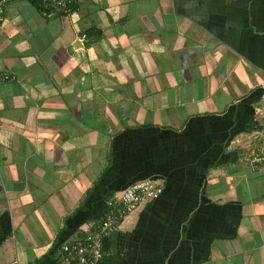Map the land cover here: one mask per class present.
<instances>
[{"label":"crops","instance_id":"obj_1","mask_svg":"<svg viewBox=\"0 0 264 264\" xmlns=\"http://www.w3.org/2000/svg\"><path fill=\"white\" fill-rule=\"evenodd\" d=\"M0 76V264H62L139 182L102 264H264V0L14 2Z\"/></svg>","mask_w":264,"mask_h":264},{"label":"built area","instance_id":"obj_2","mask_svg":"<svg viewBox=\"0 0 264 264\" xmlns=\"http://www.w3.org/2000/svg\"><path fill=\"white\" fill-rule=\"evenodd\" d=\"M21 0H0V24L6 20L7 8ZM38 3L44 10L68 17L74 12L76 0H29ZM87 36L82 37L86 40ZM9 77L0 76V83ZM250 142H247V145ZM247 145L245 146L247 148ZM242 162L251 168L264 165V149L255 151L247 148ZM163 188L151 182L135 183L123 193L107 203V210L86 233L82 242L64 244L58 251L62 264H102L103 240L111 235L128 216L136 212L144 203L157 200Z\"/></svg>","mask_w":264,"mask_h":264},{"label":"trees","instance_id":"obj_3","mask_svg":"<svg viewBox=\"0 0 264 264\" xmlns=\"http://www.w3.org/2000/svg\"><path fill=\"white\" fill-rule=\"evenodd\" d=\"M134 184H135V183H134ZM132 185H133V184H132ZM132 185H130V186H132ZM130 186H129V187H130ZM162 194H163V193H162ZM161 196H162V195H161ZM161 196H160V197H161ZM160 197H159V198H160ZM159 198H158V199H159ZM109 201H110V200H109ZM109 201H108V202H109ZM154 201H155V200H154ZM108 202H107V203H108ZM107 203H106V208H105V210H104V212H103V214H102V216H101V218H100L99 220H101V219L103 218V216H104V214H105V212H106V210H107ZM103 242H104V240H103ZM103 259H104V253H103Z\"/></svg>","mask_w":264,"mask_h":264}]
</instances>
